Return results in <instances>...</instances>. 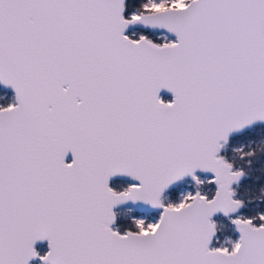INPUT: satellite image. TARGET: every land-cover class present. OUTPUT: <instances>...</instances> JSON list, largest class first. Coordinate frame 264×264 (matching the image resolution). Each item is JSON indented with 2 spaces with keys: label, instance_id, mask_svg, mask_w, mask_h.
I'll return each instance as SVG.
<instances>
[{
  "label": "snow or ice",
  "instance_id": "1",
  "mask_svg": "<svg viewBox=\"0 0 264 264\" xmlns=\"http://www.w3.org/2000/svg\"><path fill=\"white\" fill-rule=\"evenodd\" d=\"M127 7L0 0V85L14 93L0 106V264H264V213L233 215L246 173L221 155L264 123V0ZM121 176L133 183L117 190ZM185 177L197 190L165 203ZM218 213L239 233L227 247L210 246Z\"/></svg>",
  "mask_w": 264,
  "mask_h": 264
},
{
  "label": "rangeland",
  "instance_id": "2",
  "mask_svg": "<svg viewBox=\"0 0 264 264\" xmlns=\"http://www.w3.org/2000/svg\"><path fill=\"white\" fill-rule=\"evenodd\" d=\"M142 30H146V29L134 28V29L129 30V32L130 33L135 32V33H140V34L150 33V34H152V37H155V38L162 36V35H166V34L155 33V32L149 31V30H147L148 33H146V32H143ZM168 36L170 39L174 38L170 35H168ZM13 100H14V96L12 95V93L1 92V90H0V106H4L7 103L12 102ZM262 129H263L262 124H259V125H256V127L254 126L250 129L244 131L241 134H238V135H235L234 137H231L229 139L228 143L222 149L221 155L226 157L225 154L230 152L231 157L233 158L234 154L236 153V152H234V149L241 148L246 144L245 139H241V138L242 137L246 138L247 136H249L251 134H254V135L258 134V133H260L259 131ZM262 134L264 136V132ZM237 140H239L241 142H239L238 144L232 145V142H235ZM250 142L251 141L249 140L248 143L250 144ZM197 175L200 177L201 180H206L208 178L207 176H204V175H199V174H197ZM245 177H246V175L244 176V178ZM128 184H130V183L125 182V181H119V180L111 182V186L116 188L117 190L122 189L123 187L127 186ZM237 185H235V186L237 187ZM235 186L233 187L234 189L236 188ZM213 188H214V186L209 185L207 183L199 185V189L202 192L212 190ZM173 189L176 190L175 195L172 193ZM196 190H197V185H195V183L191 180V178L185 179V180L181 181L180 183H178L176 187L172 188L166 194H164L165 203L177 202L183 194L188 193V192H195ZM236 198L238 199L237 195H236ZM255 207H257V205H251L250 201H247L246 205L243 204L240 212H238L235 215L244 216V217H248V218L254 217L258 213H261V212H257L254 209ZM140 214L142 215V217H144L148 220H151V219H154L158 216L159 211L154 212V213H140ZM250 214H252L253 216ZM118 218L121 219V218H126V217L120 216ZM213 220L216 222V236L212 241L211 247H220V246L227 247V246H229L230 241L234 242L236 239H238V236L235 233L234 227L230 223L229 217L218 216V217H215ZM36 248L40 252V254H43L44 252L47 251L46 244H40ZM31 264H40V262H39V260L36 259Z\"/></svg>",
  "mask_w": 264,
  "mask_h": 264
},
{
  "label": "trees",
  "instance_id": "3",
  "mask_svg": "<svg viewBox=\"0 0 264 264\" xmlns=\"http://www.w3.org/2000/svg\"><path fill=\"white\" fill-rule=\"evenodd\" d=\"M141 2H143V0H126L128 5L126 13L127 11H131L134 5H139ZM142 31L148 33L147 30ZM148 35L152 37V34L148 33ZM152 38L155 39V37ZM163 98L170 100L169 96H164ZM262 127L263 129L259 131L260 133L241 138L245 139L246 143L243 146V150L245 152L250 149L254 150L256 153L255 156L251 158L246 157L244 160H241L237 153H235L232 158L229 152L225 154V158L233 162L234 166L243 168L246 173V177L243 178L237 187L235 186V193L238 199L242 200L244 205H246L247 201H250L251 205H257V207L254 208L257 212L264 213V136L262 134L264 132V124H262ZM249 140L251 141L250 144L248 143ZM239 142L241 141L237 140L232 142V145L238 144ZM248 159H251V164L246 163ZM172 193L175 195L176 190L173 189ZM128 227H130V224L127 218H118L117 223L114 225V228L120 231Z\"/></svg>",
  "mask_w": 264,
  "mask_h": 264
},
{
  "label": "water",
  "instance_id": "4",
  "mask_svg": "<svg viewBox=\"0 0 264 264\" xmlns=\"http://www.w3.org/2000/svg\"><path fill=\"white\" fill-rule=\"evenodd\" d=\"M134 28H137V29H146V28H144L143 26L136 25V26H130L129 30L134 29ZM146 30H149V31H152V32H157V33H162L160 30H151V29H146ZM163 34H166V33H163ZM166 35H169V34H166ZM0 87L3 88V89H5V90H7V91H9V92H11V93L13 94V96H14V93H13V91L11 90V88L5 87V86H3V85H0ZM160 95H161L162 97H164V96H169V97L171 98V94L168 93V92H166V91H163V90H162V92L160 93ZM259 124H264V123H261V122L254 123V124H252V125H250V126L244 128V129H242V130L239 131V132H235V133L231 134L230 137H229V139H230L231 137H233V136H235V135H238V134H241V133H243L244 131H246V130H248V129H250V128L256 126V125H259ZM228 141H229V140H228ZM70 158H71V156H70V154H69V156H68L67 159H70ZM197 174H199V175H204V176H207V177H208V174H207V173H197ZM189 178H190V177H185L184 179H182V180H180V181H178V182H176V183L170 185L169 188L166 189V191L164 192V194H166V193H167L169 190H171L172 188L176 187L177 184L180 183L181 181H183V180H185V179H189ZM243 178H244V177L241 178L240 182L243 180ZM114 180H122V181H125V182L133 183V181H132L130 178H128V177H124V176L113 178L112 181H114ZM112 181H111V182H112ZM111 182H110V183H111ZM240 182H239V183H240ZM239 183H238V184H239ZM236 185H237V184H236ZM234 186H235V185H233V187H234ZM235 198H236V197H235ZM123 207H133L134 210H135L136 212H138V213H154V212H158V211H159L158 209H152V208H149V207H147V206H143V205H136V206H133V205H130V204H129V205H125V206H123ZM241 209H242V207L237 211V213L240 212ZM237 213H235V214H237ZM235 214H233V215H235ZM218 216H223V215L218 213V214H216V215L213 217V219H214L215 217H218ZM223 217H225V216H223ZM113 227H114V225H113ZM233 227H234V226H233ZM234 230H235V227H234ZM235 233L237 234V236H239V233H238L236 230H235ZM215 236H216V235H215ZM215 236L213 237V239L215 238ZM40 244H46V247H47V243H46V242L38 243V244L36 245V247H37L38 245H40ZM210 246H211V245H210ZM35 260H36V259L32 260V261L30 262V264H31L33 261H35Z\"/></svg>",
  "mask_w": 264,
  "mask_h": 264
},
{
  "label": "flooded vegetation",
  "instance_id": "5",
  "mask_svg": "<svg viewBox=\"0 0 264 264\" xmlns=\"http://www.w3.org/2000/svg\"><path fill=\"white\" fill-rule=\"evenodd\" d=\"M0 90H1V92L9 93L7 90H4V89H2V88H0ZM114 181H116V180H114ZM119 181H122V180H119Z\"/></svg>",
  "mask_w": 264,
  "mask_h": 264
},
{
  "label": "built area",
  "instance_id": "6",
  "mask_svg": "<svg viewBox=\"0 0 264 264\" xmlns=\"http://www.w3.org/2000/svg\"><path fill=\"white\" fill-rule=\"evenodd\" d=\"M161 34V33H160ZM159 35V34H158Z\"/></svg>",
  "mask_w": 264,
  "mask_h": 264
}]
</instances>
